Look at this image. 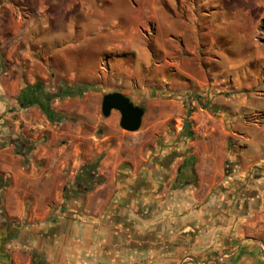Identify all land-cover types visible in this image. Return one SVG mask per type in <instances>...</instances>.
Wrapping results in <instances>:
<instances>
[{
    "label": "crops",
    "instance_id": "crops-1",
    "mask_svg": "<svg viewBox=\"0 0 264 264\" xmlns=\"http://www.w3.org/2000/svg\"><path fill=\"white\" fill-rule=\"evenodd\" d=\"M39 2L52 26L59 18L68 33L71 16L82 12L92 18L99 32L80 41L134 44L154 30L164 52V44L172 42L173 64L185 77L179 78L175 98L107 90L121 91L138 105L172 104L176 114L159 113L161 124L147 121L137 131L113 128L101 138L78 124L60 136L66 139L60 144L43 109L20 104L22 91L49 71L28 53L7 46V1L0 0V220L28 224L14 231L15 239L7 243L11 258H0V264H264L261 15L250 4L244 8L229 1L196 5L179 0V7L178 0ZM190 20L209 26L197 32L188 28ZM56 29L51 32L55 39L61 35H55ZM234 42L245 47L233 48ZM55 56L67 62L64 52ZM50 69L60 74L57 88L89 84L84 69ZM187 93L201 95L207 105L188 119L193 136L173 140L165 123L175 115L184 118L181 96ZM92 105V112L80 109L78 116L97 118L101 106L97 101ZM116 121L113 115L106 123L114 127ZM38 126L43 127L39 133L34 130ZM46 131L48 143H34ZM19 138L33 143L29 153H19L10 142ZM95 161L102 181L65 200L64 187H73L82 166Z\"/></svg>",
    "mask_w": 264,
    "mask_h": 264
},
{
    "label": "rangeland",
    "instance_id": "rangeland-1",
    "mask_svg": "<svg viewBox=\"0 0 264 264\" xmlns=\"http://www.w3.org/2000/svg\"><path fill=\"white\" fill-rule=\"evenodd\" d=\"M6 1L7 4L4 8L6 13V24L3 27H5L7 46L12 44L10 48L11 50L18 48L23 52L28 53L32 56V59L42 64L43 67L49 71L47 72L49 74L46 77L37 75L35 80H33V85L41 87L46 94L56 93L58 88L55 85H57V81L59 83L58 78L60 74L54 73L55 71L53 72L50 69L54 68L56 71L66 69L71 72L84 69L87 76L86 83H89L94 87L92 90H89L82 95L70 97L72 98L70 100H67L68 97H66L63 99L53 98L50 101L49 105L54 112V118L52 119V117L46 114H44L43 117L45 122L50 123L49 128H52L54 132L58 134L57 137L60 139L57 140L60 144L66 143V139L64 137L61 138L60 136L64 135L65 131L76 129L78 124L82 126L87 134L91 133L99 138L103 137V135L110 129L113 130V128H116L118 131L124 130L120 126L121 115L117 110H113L108 117H105L102 114L101 108H99L97 118H95L94 115L78 116L77 114L80 109L92 112V103L94 101L99 102L101 106L103 95L107 93V90L109 89L119 88L125 91L135 90L138 92L139 96H153L156 98L169 96H174L175 98L176 95L180 94L176 89H178L181 84L179 78L185 77V75L177 73V68H175L173 64L175 57L173 56L174 54L172 51H169L173 47V44L170 41L166 42L164 45L167 48V51L164 52L162 50L163 47L155 40L154 30L152 31L153 35L148 37L143 36L142 40L137 38V41H135L134 44L91 39L80 41L97 33L95 31L99 32L97 28L98 26L93 24L92 18L82 16V12L77 13L74 17L71 16L69 19L71 33H68L67 29H65L66 26L62 24V20L59 18H57V26H52L50 23L51 20H48L49 14H46L44 9H41L36 5L40 3L39 0ZM185 1L190 2V4L195 3L196 5L203 2L209 4H217L223 1H229L232 3L239 2L240 7L244 8H247L250 4L255 9L254 11L257 12V15H261L259 22V24H261L258 26V35L264 38V0H183L184 3ZM42 3H44V1ZM177 4L179 7V0ZM254 4L256 6L260 4L261 10L255 8L256 6L254 7ZM169 8H171V13H173V7ZM0 11L2 12L1 9ZM203 14L206 15L207 13L203 12ZM97 16L102 17L103 15L98 14ZM202 17L205 16L202 15ZM221 19V16H218L216 21L221 22ZM216 21H211L210 25H215ZM251 24L253 25V23ZM208 26L209 25L205 23L197 24L194 21L192 23L191 20L188 23V28L192 29L194 27L197 32L200 30V27L205 30ZM53 27L57 28L55 30V35L61 34L59 37H56V39L53 38L51 34ZM102 31L106 33L107 29ZM201 32L204 33L202 30ZM182 42L185 43L184 41ZM225 43L227 44V42ZM121 44H123V46L120 47L119 45ZM230 46L243 49L245 43L234 42ZM60 52H64V55H66L64 59H66L67 62L65 60L62 62L63 59L56 58L55 54ZM94 70L98 71V73H96L97 75H95L96 77L93 80H88V76H92ZM77 76L78 81L81 75ZM181 97L184 106L187 109V111H184V118L189 115L188 119L193 110L197 107L203 106V104H206L205 102H207L201 95H190L187 93L185 97ZM189 101H191L190 105H188ZM140 105L145 108V115L141 124L142 128L146 125L147 121L156 124V126L158 123L161 124L157 115L163 111L176 114L172 104L163 105L159 104L157 101H153L152 104ZM67 112L72 116L68 117ZM113 115H116L117 118V123L114 124V127L106 123L108 120H111ZM184 118L179 120L177 119V115H175V117H172V119L165 123L166 134H175L172 138L173 140L178 136V130L180 128L182 129L181 126L184 124ZM42 128L43 127L38 126L34 128V130L36 129L35 131L39 133ZM49 130L48 131L51 133L52 130ZM48 131H46L47 133L44 136L40 133L41 135H39L38 141L34 140V143L41 140L48 143V139L51 137ZM147 138L150 139L151 145L156 143V139L153 137H146V139ZM10 142L12 143L11 140ZM168 145L169 144L167 143L166 146ZM23 225L28 224H26L25 221L18 222V220H14L13 218L1 217L0 256L11 258L12 253L8 250L7 243H10L12 239H15L14 235L16 233L14 231L19 229L18 226Z\"/></svg>",
    "mask_w": 264,
    "mask_h": 264
},
{
    "label": "trees",
    "instance_id": "trees-1",
    "mask_svg": "<svg viewBox=\"0 0 264 264\" xmlns=\"http://www.w3.org/2000/svg\"><path fill=\"white\" fill-rule=\"evenodd\" d=\"M92 89L93 86L87 84L69 86L65 83H61L56 93L46 94L41 87L32 85L28 87V90H23L18 98L21 106L25 107L37 105L53 119L54 112L51 110L49 105L53 98L63 99L66 97L82 95ZM190 103L191 101H189L188 105H190ZM206 105L207 104H203V107ZM188 117L189 115L185 117L184 124L178 134V137L189 138L193 136V131L189 129L190 122ZM12 143L16 146L17 151L21 154L29 153L33 148V143L25 138L14 139L12 140ZM97 162L98 161L83 165L81 171L76 177L74 186L71 188L64 187L65 200L69 199L71 194H76L77 192H87L91 190L96 184L102 181V178L96 172Z\"/></svg>",
    "mask_w": 264,
    "mask_h": 264
},
{
    "label": "water",
    "instance_id": "water-1",
    "mask_svg": "<svg viewBox=\"0 0 264 264\" xmlns=\"http://www.w3.org/2000/svg\"><path fill=\"white\" fill-rule=\"evenodd\" d=\"M102 114L108 117L113 110L120 112V126L127 131H137L142 124L145 108L135 104L129 96L121 91H111L103 95L101 104ZM5 260L6 256H0Z\"/></svg>",
    "mask_w": 264,
    "mask_h": 264
}]
</instances>
